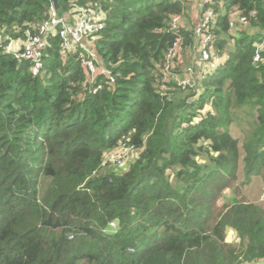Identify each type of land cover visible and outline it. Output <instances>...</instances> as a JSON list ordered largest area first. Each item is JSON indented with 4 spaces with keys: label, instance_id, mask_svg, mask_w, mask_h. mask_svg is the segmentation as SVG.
I'll return each instance as SVG.
<instances>
[{
    "label": "trees",
    "instance_id": "trees-1",
    "mask_svg": "<svg viewBox=\"0 0 264 264\" xmlns=\"http://www.w3.org/2000/svg\"><path fill=\"white\" fill-rule=\"evenodd\" d=\"M57 1L59 15L102 14L93 45L114 81L89 79L58 34L33 75L4 46L35 33L50 0H0V264H264V208L226 195L240 165L243 184L264 180V0H215L224 61L170 98L156 74L186 0ZM235 10L255 11L256 31L230 33ZM123 142L138 151L128 167L101 166Z\"/></svg>",
    "mask_w": 264,
    "mask_h": 264
},
{
    "label": "built area",
    "instance_id": "built-area-1",
    "mask_svg": "<svg viewBox=\"0 0 264 264\" xmlns=\"http://www.w3.org/2000/svg\"><path fill=\"white\" fill-rule=\"evenodd\" d=\"M197 10L194 24L188 27L183 23L182 14H174L170 19V29L174 31V38L166 49L156 74L157 91L161 97L170 98L172 95L170 91L175 86L180 88L192 86L206 73L213 72L223 63L215 48V28L218 16L222 12L220 3L216 4L215 0H200ZM254 16L255 11L247 15L237 10L232 11L228 18L229 32L233 34L238 27H251L250 19ZM102 19L100 12L76 5L71 6L66 15H59V11H56L50 2L48 17L39 25L38 30L35 33L27 32L23 39L9 40L4 49L17 59L28 60L31 64V73L37 75L42 66V55L49 35L58 34L63 56L78 45L85 53L82 65L88 78L92 79L96 74H102L112 82L114 79L111 71L103 64L93 45L96 33L102 27ZM181 28L188 30L186 34H183ZM263 53L264 31L254 43L253 62L260 61ZM134 150L132 144L123 142L113 154L103 158L101 166L122 164Z\"/></svg>",
    "mask_w": 264,
    "mask_h": 264
},
{
    "label": "rangeland",
    "instance_id": "rangeland-1",
    "mask_svg": "<svg viewBox=\"0 0 264 264\" xmlns=\"http://www.w3.org/2000/svg\"><path fill=\"white\" fill-rule=\"evenodd\" d=\"M186 1L188 2L187 9L189 11V15L186 19L185 18L183 19L184 20L183 23L184 24H190L188 21L191 19L192 15H193L192 12H196L198 5L196 4V6H194V8H192L191 1H189V0H186ZM199 3H200V0H199L198 4ZM242 30L246 31L247 33H252L254 31H256V29H254L252 27H246V28L238 27L233 34L235 35L238 33V31H242ZM224 51L225 50L218 52L216 49V52L220 58L224 57ZM186 92L187 91H185V93ZM174 95L175 94H173V96ZM206 108H207V105L202 110L203 113L206 111ZM236 114H237L238 118H237V122H235L234 124H232L233 126H231L232 127V133L235 136H239V138H242V130L249 127V123L251 121L250 120L251 116H247V108H240V109L236 110ZM137 153H138V151L134 150L132 153H130L125 158V160L122 164H118V165H116V167L119 170H125L128 167V164L130 163V161L133 158H135ZM243 177H244L243 168L240 165L237 182H236V184H233V187L235 189H231V187H230L226 190L227 199L229 197L230 198L236 197L239 200H243L246 202H256L264 208V180L261 179L260 176H252L251 181L249 183L243 184V182H242V180L244 179ZM234 238H235V235L233 234V232L230 229L227 230L226 239L231 241Z\"/></svg>",
    "mask_w": 264,
    "mask_h": 264
},
{
    "label": "crops",
    "instance_id": "crops-1",
    "mask_svg": "<svg viewBox=\"0 0 264 264\" xmlns=\"http://www.w3.org/2000/svg\"><path fill=\"white\" fill-rule=\"evenodd\" d=\"M189 1H191V3H192V8H194V6H196V4L198 5V2H199V0H189ZM197 11H198V10H196V12H192V13H193V15H192V20L195 19L196 14H197ZM186 25H187V24H186ZM187 26H190V24H188ZM221 60L224 61V58L222 57Z\"/></svg>",
    "mask_w": 264,
    "mask_h": 264
},
{
    "label": "water",
    "instance_id": "water-1",
    "mask_svg": "<svg viewBox=\"0 0 264 264\" xmlns=\"http://www.w3.org/2000/svg\"><path fill=\"white\" fill-rule=\"evenodd\" d=\"M50 2L52 3V5H53V7H54V9L56 11H59L60 10V6H59V3H58L57 0H50Z\"/></svg>",
    "mask_w": 264,
    "mask_h": 264
}]
</instances>
